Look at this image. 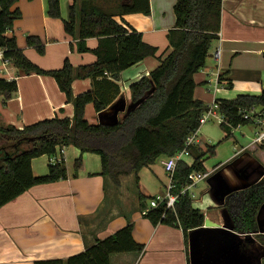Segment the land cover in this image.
Returning a JSON list of instances; mask_svg holds the SVG:
<instances>
[{
  "label": "crops",
  "instance_id": "0c3cea01",
  "mask_svg": "<svg viewBox=\"0 0 264 264\" xmlns=\"http://www.w3.org/2000/svg\"><path fill=\"white\" fill-rule=\"evenodd\" d=\"M165 1H169L174 10L177 0ZM72 2L60 0L61 18L48 15L47 0H19L17 3L22 17L8 35L14 34L27 57L43 69H60L66 59L76 67L96 61L92 51L79 52L77 40L64 29V20L68 18ZM150 2V15L131 13L118 16L117 20L141 32L147 43L159 48L157 55L124 70L117 80L106 75L118 83L120 93L102 112L97 113L94 105L88 104L85 116L90 123L113 124L124 117L133 106L130 86L148 76L160 65L159 57L169 53L167 34L175 26V14L174 24H166V12L155 13L154 0ZM29 35L40 37L45 45L44 54L27 45ZM216 42L212 44L206 66L194 76L195 98L210 105L217 99H232L239 94H261L264 91V0H223L221 31ZM98 43L99 39L95 37L86 40L90 50L95 49ZM218 50L220 57L216 59ZM219 76L222 81L216 86ZM0 77L16 79L18 83V90L10 99L4 101L0 96V115L4 124L22 129L41 120L74 116V105L67 100L55 78L24 74L11 63L0 65ZM72 86L74 95H79L93 89V80L76 79ZM207 122H218L221 127L216 118ZM201 126L189 146L191 152L180 157L188 165L193 164L194 153L205 152L208 146H214L216 153L218 144L223 141L207 140ZM237 129L233 130L230 138L236 131L239 135L233 137V150L226 159L209 169L205 164L210 157L207 155L203 172L209 176L197 180L188 190L193 206L205 213L204 225L189 232L188 249L181 228L162 223L154 225L141 209L139 192L153 197L165 191L168 183L165 170L167 156H161L154 164L142 168L138 176H121L120 183L116 184L112 177L101 174V157L96 153H84L83 164L77 171L75 161L81 152L70 145L63 154L67 179L36 185L0 208V264H34L38 260L66 259L129 223H133V237L145 245V252L114 254L111 264H188V257L191 264L195 233L199 239L205 238L206 234L220 239L229 234L227 231L235 232L243 241L247 234L231 229L224 203L229 193L246 188L264 176V151L254 147L260 144L256 138L264 127L248 124ZM50 163L51 156L48 155L33 159L34 175H46ZM136 177L139 178L138 186ZM152 177L155 180L153 184L150 182ZM202 183H205L204 187L200 186ZM259 222L264 230V205L259 211ZM246 237L252 240V246L260 244L255 234ZM255 246L245 253L252 259L254 254H260L262 259L264 246Z\"/></svg>",
  "mask_w": 264,
  "mask_h": 264
},
{
  "label": "trees",
  "instance_id": "16d2710c",
  "mask_svg": "<svg viewBox=\"0 0 264 264\" xmlns=\"http://www.w3.org/2000/svg\"><path fill=\"white\" fill-rule=\"evenodd\" d=\"M18 1L0 0V49L5 59L22 73L55 78L67 100L73 103L74 116L45 119L19 129L4 124L0 115V208L36 185L67 179L64 160L50 163L48 173L43 176L34 175L32 170L33 159L57 155L63 147L73 145L79 148L81 155L75 161L77 171L83 164L84 153L100 155L101 174L112 177L116 184L120 183L121 176H138L142 168L154 164L161 156H174L185 148L188 137L200 128V118L208 108L203 101L195 98L194 76L206 66L212 44L219 39L223 0L176 1L175 26L167 34L169 53L159 57L160 65L148 76L130 86L132 102L140 103L112 125L90 123L85 116L86 107L92 103L97 113L102 112L119 95L118 83L108 79L107 74L114 76L117 73L119 76L145 58L157 55V46L147 43L143 34L131 25L117 20L118 16L131 13L150 15V0H73L68 18L64 20V29L77 40L78 51H92L96 61L76 67L66 59L62 68L55 70L38 66L18 46L16 36L8 35L15 22L22 17ZM47 8L50 17L61 18L60 0H47ZM93 37L98 38L99 43L90 50L86 40ZM26 40L27 45L38 53H45L40 37L29 35ZM85 78L93 80V89L74 95V80ZM219 80L222 81L221 76ZM231 85L232 82L229 87ZM17 90L16 79L0 77V96L4 101ZM216 101L219 112L225 118L221 128L227 139L238 127L256 124L253 119L245 118V114L253 108L261 113L264 121V91ZM254 147L264 151V141ZM188 151L191 152L190 148ZM214 153V146H208L205 152L194 153L192 165L180 159L172 189L177 196L174 209H166V205L161 203L146 215L154 225L162 223L181 228L187 249L189 232L204 225L205 213L193 206L188 192L182 191L193 182L194 172L205 170L206 156ZM136 183L138 186V177ZM139 198L141 209L145 210L147 199L152 197L139 192ZM263 204L264 177L247 188L230 193L224 208L234 231L244 235L255 234L264 246V234L258 233V214ZM133 228V223H129L66 259L38 260L34 264H111L114 254H143L145 245L134 239ZM261 264H264V257Z\"/></svg>",
  "mask_w": 264,
  "mask_h": 264
},
{
  "label": "built area",
  "instance_id": "2783aa9c",
  "mask_svg": "<svg viewBox=\"0 0 264 264\" xmlns=\"http://www.w3.org/2000/svg\"><path fill=\"white\" fill-rule=\"evenodd\" d=\"M220 57V51L218 50L215 52V58L219 59ZM7 63H10L9 60L5 59L3 50L0 49V65H6ZM216 86L220 83L219 79H216ZM219 87H216L218 89ZM258 110L255 108L251 109L248 113L245 114V118L247 119H253L256 124H259L264 127V121L262 119V116L260 115ZM216 118L220 123L225 121L224 116L219 112V104L215 100L210 105H208L207 110L203 113V115L200 118V123L204 124L207 121ZM196 138V132L192 133L185 144V148L180 151L178 154L174 156L168 157V159L165 162V170L167 172L168 177V183L166 185L165 191L163 193H159L155 196H153L150 199L149 206L143 210V215H147L148 212L151 209H154L158 207L161 203H164L166 205V209H174L175 204L177 203V196L172 193V189L174 188V173L176 169L177 162L180 160V157L184 153H188L189 146L193 143L194 139ZM256 141L259 143H262L264 141V129L259 133V135L256 138ZM65 147L61 148L57 155L51 156V162L56 163L63 161V154L65 152ZM209 176V173L207 172H194L193 174V182L191 184H188L182 191V193L188 192L189 188L192 187L197 180L203 179Z\"/></svg>",
  "mask_w": 264,
  "mask_h": 264
},
{
  "label": "water",
  "instance_id": "95a60500",
  "mask_svg": "<svg viewBox=\"0 0 264 264\" xmlns=\"http://www.w3.org/2000/svg\"><path fill=\"white\" fill-rule=\"evenodd\" d=\"M113 78L117 80L119 78L118 74L117 73L114 74ZM139 103L140 102L133 103V106L129 109L128 113L131 112L133 109H135L139 105ZM117 122H118V120L115 121V123H117ZM115 123H113V124H115ZM107 125H112V124H107ZM239 190H241V189H239ZM235 191H237V190H235ZM232 192H234V191H232ZM263 205H262V207H263ZM227 215H228V213H227ZM228 219L230 222V227H231V229H233L229 215H228ZM258 224H259L258 233L264 234V230L261 228V225L259 222V214H258ZM226 233H229L228 235H231L232 238H230V236H228V235H223L222 238L215 239L213 235L206 234L205 238H203V236H202L199 239V238H197V236H198L197 233L193 234L194 241H193L192 251H191V259H190L191 264H250L252 258H251V256L247 255L246 253H245V255H243L242 251H240V246L242 244H241V240L237 236V234H235V232H228V231ZM247 235H249V234H247ZM212 241H217V242L221 243V246L215 247V244H213ZM203 244H204V246H203ZM218 250H219V253H216ZM222 261H224V263ZM260 264H261V261H260Z\"/></svg>",
  "mask_w": 264,
  "mask_h": 264
},
{
  "label": "rangeland",
  "instance_id": "374dc122",
  "mask_svg": "<svg viewBox=\"0 0 264 264\" xmlns=\"http://www.w3.org/2000/svg\"><path fill=\"white\" fill-rule=\"evenodd\" d=\"M154 4H155V13H158V12L160 13L162 11H165L166 12L165 13L166 24L167 23L174 24V21H175L174 12H173L174 10H173V7L172 6H169V1H165V0H154ZM157 18L159 19L160 17L157 16ZM215 44H217V42L215 43V41H214L213 45H215ZM211 48H213V47H211ZM210 122H212V121H210ZM251 124H253V123H251ZM201 127L204 128L203 129V134L206 135L207 140H208V138H210L212 140V142H213V139L215 140V142H220L223 139V141H221L218 144V146L216 148V153L210 155V157L207 159V161L205 163L206 166L209 169H211L212 166H214L215 164L220 163V161H223V160L226 159V157L230 154V151L233 150V137L234 136H238L239 134H238V131H236L233 134V137L232 138H230V139L225 138V135H224V132H223L224 130L220 127V125H219L218 122H213V123L207 122L206 124H203ZM251 128H253V127H251ZM236 130H238V129H236ZM162 160H166V158L165 159L162 158ZM150 182L152 184L155 183V180H154L153 177L150 179ZM200 186L204 187L205 186V183H202ZM149 202H150V199L148 198L147 199V203L149 204ZM201 211H203V210H201ZM246 236L243 237L244 240L241 241V244L242 243L243 244L240 246V251H242V254L243 255H245V250L247 252V250L248 251L251 250L249 248L255 246V244L252 246V244H253L252 240L249 237H246ZM212 242H213V244H215V247L216 246H218V247L221 246V243H219L217 241H212ZM258 242L260 244H262L260 241H258ZM260 244L257 247L256 246L255 247L256 248H259V247H261L263 245V244L262 245H260ZM255 252L257 253L256 250H255ZM216 253H219V250ZM253 256H254V258L251 260V263L250 264H260V261L263 260V258L261 259V255L260 254H254ZM222 262L224 263V261H222Z\"/></svg>",
  "mask_w": 264,
  "mask_h": 264
}]
</instances>
